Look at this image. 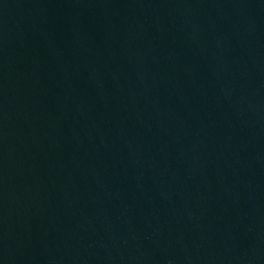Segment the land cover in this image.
Segmentation results:
<instances>
[{
  "label": "water",
  "instance_id": "water-1",
  "mask_svg": "<svg viewBox=\"0 0 264 264\" xmlns=\"http://www.w3.org/2000/svg\"><path fill=\"white\" fill-rule=\"evenodd\" d=\"M0 264H264V0H0Z\"/></svg>",
  "mask_w": 264,
  "mask_h": 264
}]
</instances>
